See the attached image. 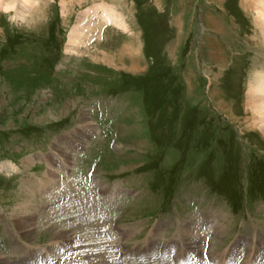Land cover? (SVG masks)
I'll return each instance as SVG.
<instances>
[{
    "label": "rangeland",
    "instance_id": "rangeland-1",
    "mask_svg": "<svg viewBox=\"0 0 264 264\" xmlns=\"http://www.w3.org/2000/svg\"><path fill=\"white\" fill-rule=\"evenodd\" d=\"M259 1L0 8V259L172 264L191 224L205 258L264 248V121L247 100L264 71Z\"/></svg>",
    "mask_w": 264,
    "mask_h": 264
},
{
    "label": "bare ground",
    "instance_id": "bare-ground-1",
    "mask_svg": "<svg viewBox=\"0 0 264 264\" xmlns=\"http://www.w3.org/2000/svg\"><path fill=\"white\" fill-rule=\"evenodd\" d=\"M14 1L15 0H11L9 2V4H5V3L2 2V0H0V8H2L5 11L11 10L12 8H14L15 3H16ZM30 1L31 0H19V2H17V4L19 5V9H22V8H25L26 6H28V4L30 3ZM257 4H258V7H257L256 11H257L259 20H261V22L259 21V24H261V23H264V0L259 1ZM101 9H102V15H101L102 20H104V21H106L108 23L111 22L116 27L124 28L123 22H121V19L115 14V12L113 11V9H111L109 7H104V8H101ZM79 21H81V20H79ZM80 24L81 23L79 22L72 29L71 33L69 34L68 43H67V49H68V51L69 50L70 51L73 50L72 47H74L76 45L77 41L80 39L81 35L84 33L83 32L84 30H83V28H82V26ZM263 33H264V30H263ZM249 91L251 92V94H249L248 95V98H247V100H248V106L251 109V111L253 112L254 117L255 116L256 117H258V116L262 117L260 120L257 119V121L254 122L257 125V123L264 121V115H262V112L264 110V71L261 72V73H257L254 76L253 80L249 84ZM259 128H260V131L262 132V134L264 135V124L262 123V125ZM65 155L66 154L63 153V157L64 158H66ZM70 156H71V154H70ZM4 167L5 166L1 167V170ZM48 177L49 178H53L54 177L53 173L52 174L48 173ZM116 193H117V191L115 190L114 194H116ZM68 208H70V207L67 206V208H66L67 211L69 212L70 210H68ZM76 213H77V211H76ZM191 225H187V227L185 229L183 228V225H180V227L178 229V234L177 235H179L180 236V239L182 240L181 241L182 242L181 243L182 247L180 248V250H177L176 249L175 252H171V254L174 253L172 255V257H171V261L173 260V263L172 264H264V248H261L260 247V244H256L255 246H251L250 243H246L244 245H240L238 241H235L234 243H232L229 246L228 251L226 252L227 254H226L225 258H223V259L218 258V257L217 258H215V257L214 258L213 257L205 258L203 256L204 255L203 252L205 250L204 249V245H203L204 238L202 237L203 233H202V235H200L199 234L200 231H199V232H195L196 234H194L193 233V227ZM182 228H183L184 232L187 234L186 236H183L182 235L183 234ZM195 228H198V227H195ZM59 232H60V230H59ZM73 236H75V235H73ZM176 238H177V236H176ZM69 241H71V240H69ZM74 242L76 243V241H74ZM155 245L156 244H154L153 241H151L149 243V245H148L149 250H150L149 254H151V258L156 257L157 249H156ZM249 245H250V247H249ZM66 247H68V248L70 247V250L69 251L75 252L73 250V246L71 247L68 244ZM168 247L164 251L165 254H169L170 253L168 251L169 250ZM249 248H251L250 250L252 251V254H248ZM77 249H79V248H77ZM77 251H79V250H77ZM177 251H178V253H177ZM58 256L60 257V255H58ZM212 256H213V254H212ZM61 257H62V255H61ZM57 259L59 260V258H57ZM167 262H168V260H167ZM167 262H166V264H170V263H167ZM0 264H10V262L7 263L5 260H1L0 259ZM51 264H54V263L51 262Z\"/></svg>",
    "mask_w": 264,
    "mask_h": 264
}]
</instances>
